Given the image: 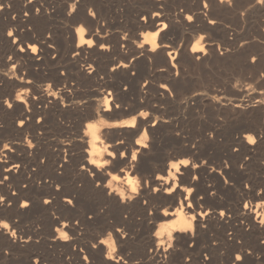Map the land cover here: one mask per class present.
I'll return each mask as SVG.
<instances>
[{
	"label": "bare ground",
	"instance_id": "bare-ground-1",
	"mask_svg": "<svg viewBox=\"0 0 264 264\" xmlns=\"http://www.w3.org/2000/svg\"><path fill=\"white\" fill-rule=\"evenodd\" d=\"M14 1L15 0H13V2ZM25 1L26 0H20V2L15 1V4L24 11L25 9L32 11V7L36 4H34V0H30L28 3ZM68 1L70 2V0ZM89 1L97 3L100 7L103 6L101 0ZM142 1L147 2L149 0ZM158 1L160 4H166L170 0ZM213 1L217 4H223L228 0ZM155 4H157V2ZM226 5L227 4H225L224 7ZM72 7H75V4H73ZM74 9H72L71 12H73ZM17 10H19L20 13L21 10L18 8ZM156 13L159 15H155ZM7 15L8 11L5 10L4 7L0 8V23H4V25L8 26L11 23H9ZM164 15L162 11L156 10L148 16L149 19L147 21L140 19V21L137 22L139 30H153V32H141L138 40L132 43L125 41V47L128 50L127 53L136 56V54L144 52L143 57H135L132 61L125 62V59L121 61L119 58H115L116 55L125 56V54H127L118 47L119 44L116 43V41L115 45L102 43L104 45L103 48H101L100 45L98 49L95 48L100 42L96 44L91 32H89L91 30L87 31L86 26H88L87 24L93 26L94 24H98L99 21L95 14H87L86 10L82 9L78 15H75V20L78 23L76 29L77 41L75 40L76 43L71 46L67 40L65 42V48H63L66 50L65 52L69 53L70 51H74L75 54L71 57H65L63 60H57L55 58L57 61H52L51 59L53 57L50 59L48 58L53 65L57 67L60 66L61 72L56 71L57 68L55 71L51 69V71L43 73L41 71L39 72L38 69L41 75L39 80L42 78L44 82L48 83V89L45 91H43V89L40 90V87L37 88L32 80L26 79L25 81L19 82L23 87L19 85L22 88L16 90L18 82L16 84L10 83L6 80L7 78L2 77L0 74V81H3V84L0 83V111L2 115L5 116V119H7L6 121L13 133L20 135V137H24L21 135L31 130L32 134L38 139L42 133L47 135L48 132H50V127L57 126L63 127V129L66 130V134H73L79 137L82 144L81 147H79L78 154H74L75 152L73 153L76 148L73 147L74 150H72L71 145L65 148L57 143L53 147L51 146L52 150H50L49 146L45 149L46 151H50V154H39L42 147L38 154L36 152V154H32V148L31 154H28L29 152L26 154V150L25 154H15L19 151V144L11 147H9V144L5 149L6 154H0V181H3L0 183V193H2V197L4 198L0 203V209L9 210L12 217L29 216V214L32 216V213L34 214L38 210H42L44 213L48 214L47 222H49V224L47 225H49L50 238L44 243L45 252L31 249L32 246H35L32 235L34 233L31 229V231H25L20 228L17 223H13V231L10 230V232L8 231V227H5L6 223L0 222V238L4 240L8 248L14 249V251L31 249L28 253V258L34 259V261L29 262L30 264H44L48 261L52 262V264H56L57 261H55V259L63 262V264H131L132 255H129V257L124 253L123 247L125 248L129 242L135 240L133 238L137 237H141L142 240L144 239L141 253L142 257L150 259L152 264H264V223H262L264 222V190H256L259 187L260 182H258V178L260 176L257 178L251 171V173L248 172L253 161H260L258 163L256 162V167H258L259 171L264 173V154H251L250 152V154H247L245 152L246 154H216L217 157H202L200 154H189L192 150L188 146L189 150L186 147L188 151L179 152L177 154H170L167 152L163 154H153V150L159 148L161 142L160 138H153L148 143L151 146V151L148 152L143 165L145 169H149L150 171H146L143 176L140 172L136 171L134 165H136L137 162L132 161L130 156L127 157L129 163L121 165L124 169L123 172L113 171L110 166L112 157L109 153L115 152L117 148L120 147L121 143L126 145V147L120 148V151L135 152L138 156L145 152L143 144L127 143L124 141L123 135L133 134L137 129L140 131L142 127L145 129L147 126L149 130L153 132V130L160 125V121L157 117L153 118L152 116L157 114L161 117V115H164L166 112V109L164 108L165 110H163L160 105L163 102L167 104L171 102L174 103V101L177 100L174 98L176 95L174 94V96L171 93V87L167 85L168 82L161 85L160 88L154 89L152 91L154 94L151 93V95L148 94V91L152 89L151 85L148 83L149 81L144 83L143 87H138L136 86L137 84H135L134 94L131 91H122L121 87L123 82L121 78H127L126 81L135 80L136 76L134 75L136 73L133 72L130 74V72L132 70L136 71L135 68L139 62L145 70H149L153 62H155L156 65L163 64L166 69H170L171 65H174V62L176 63L175 60L180 53L174 47V42L167 41V33L164 30V25L166 24ZM45 20L49 22L50 17L45 18ZM210 21H214L215 23H210ZM207 22L211 27L217 23L214 19L208 20ZM189 26L191 27V25ZM80 28H83L84 31H78ZM157 31H160V36L154 35ZM3 33L1 34L0 40L4 41L5 37L7 38L6 42L4 41V47L2 48L0 46V50L2 49L0 63L3 67H9L11 65L12 67L16 65L21 66L18 61H12L13 58L8 61L5 60V56L8 52H13L16 58L27 57L33 65L39 63L37 59H33L30 56L34 54L31 49L10 44L8 38L10 36H6ZM123 45L121 44V47ZM141 45H143V47H141ZM33 46L36 47V45ZM22 48H24L25 51H21ZM194 48L196 49L195 51L193 50ZM87 50H89V52H87ZM197 52L202 53L200 58L203 59L202 57L206 54L205 50L199 48L198 45L192 46L191 53L195 54ZM84 53L85 55L86 53H91L98 58L94 59L91 55L93 59H83L82 56ZM105 57L108 58L105 59L107 61L101 63V58L104 59ZM21 62L22 61H20V63ZM48 63L47 65H50V62ZM33 65L31 67H33ZM125 65H127V67H124ZM19 66H17V68ZM32 69L33 68L30 69L31 72ZM113 69H115V71H113ZM157 69H159V67ZM99 70L102 73H100ZM145 70H143V72ZM140 72L142 73V70L139 71V73ZM169 73L167 77L172 78L173 76ZM110 77L111 81L112 78L117 79V82L115 81L116 84L108 80ZM174 78L175 77H173V79ZM164 80L162 79V82H164ZM166 81L167 80H165V82ZM49 85H52V87L49 88ZM165 85L167 87H164ZM86 87H92L91 90H87L90 96H84L86 103L80 105L75 102V99L78 98V94L83 92L82 89H87ZM172 87L178 93L179 87L174 84ZM129 90H131V88ZM145 90L147 91L143 92ZM142 92L145 93V95H142ZM133 95L135 96L134 98H132ZM17 96H22V99H16ZM141 97L146 100L151 116L140 117L135 128L132 126V130H129L130 133L118 130L111 133L110 131L112 134V142H106L103 138V134L108 132L103 133V129L117 117L126 115L125 113L127 111L133 113L136 106H140L139 102L141 101L139 100ZM127 99L133 102V104L128 105V108H126L124 102L126 100L128 103ZM65 102L69 105H65ZM8 103H11L13 107L9 108L7 106ZM116 104H119L120 108H115L114 105ZM172 109L173 108H171V110ZM66 115L70 118L68 124L63 123L62 120V117ZM166 115H168V113ZM37 117L38 121L35 120ZM20 121L24 122L23 127L20 126ZM152 121L153 123L150 124ZM90 124L94 125V127L90 128ZM163 125L166 124H162V126ZM177 125L179 126L180 122ZM2 130L0 129V132ZM5 130H7V127ZM143 130H141L142 132L140 131L142 135L145 133ZM154 133H156V131ZM5 134H7L6 131ZM29 135L31 134L29 133ZM32 136H30L29 140H31ZM142 137L139 136L137 138H139V140L145 139V136ZM43 138H45V136ZM238 139L241 140L240 138ZM146 140H143L144 143H147ZM168 142L170 143V140H168ZM173 142L184 144L180 139ZM248 143L250 145L253 144L251 141H248ZM170 145H172V143H170ZM75 147H78V144ZM243 149L246 148L244 147ZM255 151L256 150H254V152ZM63 152H67V154ZM91 160H96L98 164L109 161V165L100 168L98 164H91L89 162ZM183 161H188L189 164L185 166L182 163ZM174 163L179 166L178 169L172 167ZM84 164H87L88 169H93L97 173H103L108 177L107 180L101 182V187L104 188V191L95 187L93 178L90 175L86 176L84 174ZM253 164L255 163L253 162ZM31 166H35L36 169L32 170ZM39 172H43L45 176H40L41 182L37 184L32 178L36 177ZM153 173L156 177H161V179L153 181ZM117 176L119 179H114V177ZM263 176L264 175H262V177ZM5 177H7V179H4ZM193 177L197 179H193ZM129 179L136 183L138 188L137 192H132V185L128 183ZM225 181H227V183H225ZM22 183L27 186V189H24ZM261 183L263 184V181ZM245 185H247V187H245ZM57 186H59V189ZM149 187L159 188L161 189V193L149 192L147 191ZM189 188L193 189L191 193L187 191ZM166 189H171V193L165 191ZM105 191L112 192V196H106ZM121 193H123V196L120 195ZM41 195L45 197L44 200H42ZM19 200H22V204L27 201L29 207H18L17 202ZM45 200L50 203L44 204L43 202ZM68 200H72L74 206L67 204ZM145 200L148 201L147 204L143 203ZM8 202H10V204ZM245 205H247V207H245ZM10 206L11 208H9ZM201 213H207V215H201ZM221 213H224V215H221ZM194 216L196 219H193ZM88 217L92 219L89 220ZM77 221H80V223H76ZM189 225H191V227H189ZM115 229H120L121 232L117 233ZM61 231L68 234V240L63 239ZM158 232L160 235L156 234ZM12 233H16V235H12ZM88 234H90V236L91 234L94 235L95 238H92L94 239V242L92 241L93 244L82 242L83 239H81V237ZM110 234L111 243L109 245H111V248L109 245L103 243L109 240ZM161 241H164V243H161ZM115 242L119 244V250L115 249ZM169 245H172V247H169ZM60 247L71 252L75 260L73 262L65 261L61 254L63 252H59ZM101 248L103 252L100 251ZM109 252L112 253L111 258L108 257ZM237 256L242 259L237 260Z\"/></svg>",
	"mask_w": 264,
	"mask_h": 264
},
{
	"label": "rangeland",
	"instance_id": "rangeland-1",
	"mask_svg": "<svg viewBox=\"0 0 264 264\" xmlns=\"http://www.w3.org/2000/svg\"><path fill=\"white\" fill-rule=\"evenodd\" d=\"M15 1L20 2V0H15ZM15 1L13 2V0H0V3L3 5L5 10L8 11L7 18L9 20V23L12 24L7 26L4 25V23L3 24L0 23L1 24L0 39H1V34L3 32H5L3 34L7 36L8 33L11 31L13 35L8 37L10 44L16 45L17 47L22 46L24 48H27V46L31 44L36 45L38 51L34 54H31L30 56L33 59H37V62L41 64L40 65L39 63H36L34 64L35 65L34 66L27 59V57L16 58L14 57L15 55L13 52H8L6 54L5 56L6 61L10 60L9 57H11V59L13 58L12 61L16 60V62L18 61V63L21 65V66L16 65L15 67H12V65L9 67H3L0 63L1 76L7 78L6 80L10 83L16 84L18 82L17 83L18 87L16 88V90L18 88L20 89L23 87V85H21L19 82L23 80L25 81L26 79L32 80L33 84L37 86V88L40 87L39 88L40 90L43 89V91H45L46 89H48V83L44 82L42 78H40L41 81L39 80V77H41L39 72L40 71L42 73L49 72L51 71V69L52 71H55L56 68H57L56 71L61 72L60 66L57 67L56 65H53L51 60L52 61L63 60L65 57H71L74 55L75 53L74 51L73 52L70 51L68 53L65 52L66 50H64L63 48H65V42L67 40L69 45L71 46L72 44L74 45L77 41L76 29L78 23L75 20V15H78L82 9L83 10L85 9L87 14L94 13L95 16L97 17V20L99 21L98 24H94L93 26L91 24L90 26L89 24H87L88 26L85 25L87 27L86 28L87 31L91 30L89 32H91V35L93 39H95L96 44L100 42L99 44H97V46H95V48L98 49L99 45H101L102 43L115 45V41H116V43L119 44L118 47L121 50L125 51L126 53L128 51L127 48L125 47L126 42H131V43L135 42L136 40H138L139 34L141 32H147V31L153 32V30H139L137 27V22L140 21L142 17L149 16L156 10H160L162 11V14H165L164 21L168 25V30L166 31L167 41L174 42L175 43L174 47L180 53L178 54V57L175 60L176 63L174 62V65H171L170 69H166L164 68L165 66H163V64L156 65V63L153 62L152 66L149 67V70L147 69L145 70L142 64L139 62L135 68L136 71L132 70L130 72V74H132L133 72L136 73L134 75L136 76L135 80L126 81L127 78L120 77L121 80L123 81V82L121 81L122 82L121 87L122 89L127 88L125 90L126 92L131 91L134 94L135 84H137L136 86L138 87H143L144 83H147L149 81L148 83L151 85L152 89L151 91L150 90L148 91L149 92L148 94L151 95V93L154 94V92H152L154 89L156 90L160 88L161 85H164L168 82L167 85L171 87V93L173 95L174 94L176 95V96L174 95L175 96L174 98L177 100H175L174 103L171 102L166 104V102L165 103L163 102L160 106L163 110L166 109L165 114L161 115V117L157 114L152 116L153 118L157 117V119L160 121V125H158V127H160L161 129L157 127L155 128V130H153V132H151L149 130V127L147 126L148 130L147 127L145 129L142 127L141 129V130L144 129L143 131L146 132L147 134L144 133L142 135L141 130H140L141 132L139 131L138 134H134V133L131 134L130 133V131L132 130L131 127L133 125L136 126L138 124L139 118L142 117V115H140L141 113H147L148 117L149 115L151 116V112H149V109L147 107L148 105L146 104L147 103L146 100H144L141 97L139 100L141 101L139 102L141 107L137 105L135 111L133 112L134 114L127 111L125 113L126 115H121L117 117L103 129V133L108 132L109 135L111 136L110 137L108 133H105L107 137L105 136V134H103L104 140L106 142H112L111 133L118 130L121 132L127 131L128 133H130V134H124L123 139L125 142L131 144H134L136 140H139V138H137L139 136L140 137L145 136V139L143 140L147 139L146 140L147 143H149L153 138H157V139L160 138L161 142L159 148H156V150L154 149L153 154H163L166 152L170 154L171 153L177 154L179 152L188 151L189 148H191L192 150L191 152H189V154H200L202 155V157H210V156L217 157L216 154H233V153L248 154L249 152L251 154H264V112H263L264 111V60H263L264 59L263 58L264 4L260 3L259 0H238V1L228 0L223 4H219V3L217 4L213 0H170L166 4H162V3L160 4L158 0H149L147 2H144L142 0H140V2L139 0H123V1L101 0L103 3L102 7H100L97 3H93L89 0H70V2L68 0H34L33 2L34 4L35 3L36 4L34 5V7H32L33 8L31 9L32 11H30L29 9H25L24 11L22 8L18 7L17 4H15ZM29 1L30 0H26L25 2L28 3ZM154 2L155 3L157 2V4H155ZM73 4H75V7H72ZM225 4L227 5L224 7ZM9 5L11 6L9 7ZM17 8L21 10L20 13L19 10H17ZM72 9H74L73 12H71ZM30 15L33 16L31 17ZM71 15L73 16V18ZM187 16H192L193 20L188 21L186 19ZM47 17H50L49 22L45 20V18ZM10 19L13 23L10 21ZM211 19L216 20L217 23L216 25H214L216 27L214 26L211 27L208 24L207 21ZM189 25H191V27ZM201 37H203L204 39H201ZM116 39H118L119 41ZM6 40L7 38L5 37L4 41L6 42ZM4 41L0 40V46L2 48L5 45ZM197 41H199V44H197ZM121 44L124 45L121 47ZM194 45H198L199 48L204 49L206 52L205 54L206 57L204 55V57H202L203 59H201L200 58L202 56L201 52L192 54L191 48ZM1 52L2 49L0 50V58L2 57ZM87 52H89V50H87ZM143 53L144 52L138 53L136 54V56L133 54L131 55V53H127L125 54V56L116 55L115 58L117 59L119 58L121 61H124L125 59V62H130L135 57H143ZM91 55H92L91 53H86V55L84 53L82 58L83 59L88 58V60L93 59L92 58L93 55L92 56ZM51 57L53 58L49 60ZM93 57L94 59L98 58L97 56H93ZM105 59L108 58L107 57H105L104 59L101 58L100 60L101 63L102 62L105 63V61H107ZM20 61L22 62L20 63ZM48 62H50V65H47L49 64ZM32 65L33 67H31ZM17 66H19L18 67L19 69L17 68ZM140 66L142 67V69ZM43 67L44 69L45 68L46 69L44 70ZM158 67L159 69H157ZM31 68H33L32 72L30 71ZM12 69L15 75L12 73ZM141 70L143 74L141 72L139 73V71ZM143 70L145 71L143 72ZM25 71L26 72L28 71L27 74ZM137 72L138 75L140 74L139 76L137 75ZM100 73L102 72L100 71ZM168 73L171 74L173 77H175L174 79H176L177 81L174 80L173 77L172 78L167 77ZM24 75H26L27 77ZM162 79L163 80L165 79L167 81L165 82L164 80V82H162ZM108 80L111 81V77L108 78ZM115 81L117 82V79L112 78L111 82L114 83ZM171 82L179 87L178 93L176 92V90L173 89L172 87L173 84ZM0 83L3 84V81H0ZM37 83L39 84V86ZM19 85H21L22 87H20ZM130 88L131 90H129ZM88 89L91 90L92 87L91 88L88 87L87 89H82L83 92L78 94V98L75 99V102H77L80 105L84 104L82 103V101H86V99L84 98L90 96V93L87 92ZM146 91L147 90L143 92ZM142 95H145V93H143ZM134 97L135 96L133 95L132 98ZM127 101L128 103L126 102V100L124 101L126 108H128L129 104L130 105L133 104V102H130L128 99ZM64 104L69 105L66 102ZM164 105H166L167 108ZM171 108L173 109L171 110ZM167 113L168 115H166ZM62 118H63L62 119L63 123L68 124L70 118H68L67 115L63 116ZM167 119H169L170 121ZM6 120L7 119H5V116L2 115L1 112L0 129L2 130L3 128V130L1 131L2 133L0 132V141H1L0 154H6V150H5L6 147L4 146L9 144H10L9 147L19 144L18 145L19 151H17V153L15 154H25L26 151H27L26 154L28 152H29L28 154H31L32 150H33L32 154H36V153L38 154L41 147L42 149L39 152V154H50V151L48 150L46 151L45 149H47V146H49L50 150H52V147L56 145V143L65 148L66 146L71 145L72 150H74L73 147L76 148V150H74L73 153L75 152L74 154H78L79 147H81L82 145L79 137L73 134L68 135L66 134V130H64L63 127H57V126L50 127V132H48L47 135L42 133L40 138L38 139L32 134L31 130H28L30 132L27 131L21 135L24 137H20V135H17L12 132ZM35 120L38 121V117ZM169 122H171L172 124ZM179 122L180 125L178 126L177 124H179ZM152 123L153 121L150 124ZM162 124H166V125L162 126ZM6 127L7 130H5ZM5 131L8 135L5 134ZM155 131L156 133H154ZM163 132H165L166 134ZM29 133L31 135H29ZM43 135L45 136V138H43L44 137ZM30 136H32L31 137L32 141L29 140ZM249 136L254 138L255 144L253 143L252 145H250L248 143ZM238 138H240L241 140H239ZM177 139L182 140L184 144L182 145L181 143L178 144L173 142L176 141ZM168 140H170V143H172V145H170ZM28 141L30 142V144ZM164 141H166L169 145ZM77 144L78 147H75ZM259 144H261L262 146ZM186 147L188 148V150H186ZM244 147L246 149H243ZM254 150L256 151L254 152ZM63 153L67 154V152H63ZM253 162L255 164H253ZM253 162L250 166V169L251 168L252 169L251 170L249 169L248 172L249 173L252 172L254 176L255 175L257 176V178L260 176L258 178V182H260L259 187L256 190L257 191L264 190V186H262L264 185V176L262 177L264 173L259 171L258 167H256L257 163L260 161H253ZM31 169L32 170L36 169V167L31 166ZM40 176L44 177L45 175L43 172H39L36 177L32 178L35 181V183L39 184L41 182ZM262 181L263 184L261 183ZM22 186L24 187V189H27V186L24 183H22ZM2 196H3L2 193H0V197ZM41 197L42 200L45 199L44 196L41 195ZM8 203L10 204V202ZM21 204H22V200H19L17 202L18 207H20ZM9 208H11V206ZM46 214L47 213H44V211L38 210L36 213L34 214L32 213V216L31 214H29V216L23 215L22 217L19 216L12 217L9 210L0 209V222L6 223L8 227V231L10 230L13 231V223H17L19 227L25 231L31 229L32 232L34 233L32 235H33V240L35 242V246L34 247L32 246L31 249H34L35 251L39 250V252H45L44 243L50 238L49 225H47L49 224V222H47L48 214L47 215ZM92 238H95L94 235L92 234L91 236L90 234H88L81 237V239H83L82 242L83 243L86 242L88 244L90 243L93 244L94 239ZM1 239L2 238H0V248H1L0 264H30L29 262L34 261V259L28 258V253L29 251H31V249L25 251H17V250L14 251V249L12 250L8 248L4 240ZM133 239L135 240H132L131 241L132 243L129 242L128 245L125 246V248L123 247L124 253H126L128 256L132 255L131 264H140V263L152 264L150 259L143 258L141 254L142 247L144 245L143 244L144 239L142 240L141 237H137ZM115 243H116L115 249L119 250V244L117 242ZM109 246L111 248V245ZM59 252L60 253L63 252L61 254H62V258L65 261L73 262L75 260L74 256H72V253L69 252L67 249L60 247ZM55 261H57L56 264L59 263L63 264V262L58 261V259H55ZM44 264H52V262L48 261L45 262Z\"/></svg>",
	"mask_w": 264,
	"mask_h": 264
},
{
	"label": "snow or ice",
	"instance_id": "snow-or-ice-1",
	"mask_svg": "<svg viewBox=\"0 0 264 264\" xmlns=\"http://www.w3.org/2000/svg\"><path fill=\"white\" fill-rule=\"evenodd\" d=\"M259 2L262 3V4H264V0H259ZM10 6H11V5H9V7H10ZM205 6H206V5H205ZM2 7H3V5H0V8H2ZM93 15H94V13H93ZM155 15L158 16L159 14L156 13ZM142 19H144L145 21H147V20L149 19V17H148V16H144V17H142ZM186 19H187L188 21H192V20H193V17H192V16H187ZM210 23H215V22H214V21H210ZM164 30H165V32L168 30V25H167V24L164 25ZM78 31L83 32L84 29H83V28H80V29H78ZM8 35H9V36H12L13 33H12V32H9ZM154 35H155V36H160L161 33H160V31H157L156 33H154ZM201 39H204V38L201 37ZM82 43H83V41H82ZM89 43H91V42H89ZM197 44H199V41H197ZM27 47H28L29 49H31V51H32L33 53H36V52L38 51L37 48L34 47L33 45H28ZM100 47L103 48L104 45L101 44ZM141 47H143V45H141ZM193 50L195 51L196 49L194 48ZM21 51H25V49L22 48ZM74 54H75V53H74ZM169 55H170V54H169ZM9 59H11V57H9ZM124 67H127V65H125ZM113 71H115V69H113ZM29 83H31V82H29ZM51 87H52V85H49V88H51ZM164 87H167V86L165 85ZM124 90H126V89H122V91H124ZM16 99L20 100V99H22V96H17ZM82 103H86V101H82ZM7 106H8L9 108H12V107H13V105H12L11 103H8ZM114 107H115V108H120V105H119V104H116V105H114ZM140 115H142V116H147L148 114H147V113H142V114H140ZM23 124H24V122H23V121H20V126H21V127H23ZM153 126H155V125H153ZM89 127L92 128V127H94V125H91V124H90ZM133 128H135V125H133ZM138 132H139V129H137L136 132H135L134 134H138ZM145 134H147V133L145 132ZM248 140L251 141V142H253V143H255L254 138L251 137V136L248 137ZM29 143H30V142H29ZM135 143H136V144H143V147H144V149H145V152L141 153L139 156H138L135 152H130V151H128V152L120 151V148L126 147V145H124V144H122V143L120 144V147L117 148V150H116L115 152H113V153H109V155L112 157V162H111L110 166L112 167L113 171L123 172L124 169L121 167V165H124V164L129 163V160L127 159V157H129V156L131 157V160H132V161H136V162H137L136 165H134V167L136 168V171H138V172L141 173L142 176L144 175V173H145L146 171H150L149 169H145V168L143 167V165H144L145 158H146L148 152L151 151V146H150L148 143H144L143 140H136ZM4 147L7 148L8 145H5ZM89 162H90L91 164H94V165H97V164H98V162H97L96 160H91V161H89ZM182 163H183L185 166H187V165L189 164L188 161H183ZM107 165H109V161H105L103 164H98V166H99L100 168H104V167L107 166ZM172 167L178 169L179 166H178L177 164L174 163V164L172 165ZM83 168L85 169L84 174H85L86 176H87V175H90V176L93 178V183H94L95 187H96L97 189H100L101 191H104V188L101 187V182L107 180L108 177H107L106 175H104L103 173H97V172H96L95 170H93V169H88L87 164H84V165H83ZM165 170H166V169H165ZM4 179H7V177H5ZM114 179H119V177H118V176H117V177H114ZM152 179H153V181H155V180L161 179V177H156L155 174L153 173V174H152ZM193 179H197V178H196V177H193ZM98 181H99V182H98ZM2 182H3V181H0V183H2ZM128 183H129L130 185H132V192L135 193V192L138 191V188H137V186H136V183H134L133 180L129 179V180H128ZM225 183H227V181H225ZM245 187H247V185H245ZM57 188L59 189V186H57ZM147 191H149V192L161 193V189H159V188H151V187H149V188L147 189ZM165 191H168L169 193H171V189H166ZM187 191H188L189 193H191V192L193 191V189L189 188V189H187ZM105 195H106V196H112V192L105 191ZM120 195L123 196V193H121ZM3 199H4L3 197H0V201H2ZM117 199H118V198H117ZM43 203H44V204H49L50 202L47 201V200H45ZM143 203H144V204H147L148 201L145 200V201H143ZM67 204H69V205H73V201H72V200H68V201H67ZM73 206H74V205H73ZM21 207L28 208V207H29L28 202L26 201L24 204L21 205ZM245 207H247V205H245ZM201 215H207V213H201ZM221 215H224V213H221ZM88 219L91 220L92 218H91V217H88ZM193 219H196V217L194 216ZM76 223H80V221H77ZM262 223H264V222H262ZM5 227H7V225H5ZM189 227H191V225H189ZM58 230H59V229H58ZM115 231H116L117 233H120V232H121L120 229H115ZM156 234H157V235H160L159 232L156 233ZM12 235H16V233H12ZM61 236L63 237L64 240H68V239H69V236H68V234H67L66 232L61 231ZM103 243H105V244H110V243H111V234L109 235V240H106V241H104ZM161 243H164V241H161ZM169 247H172V245H169ZM100 251L103 252V249L101 248ZM108 257H109V258L112 257V253H111V252L108 253ZM85 259H87V258H85ZM236 259H237V260H240V259H242V258L239 257V256H237Z\"/></svg>",
	"mask_w": 264,
	"mask_h": 264
}]
</instances>
